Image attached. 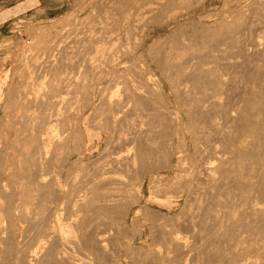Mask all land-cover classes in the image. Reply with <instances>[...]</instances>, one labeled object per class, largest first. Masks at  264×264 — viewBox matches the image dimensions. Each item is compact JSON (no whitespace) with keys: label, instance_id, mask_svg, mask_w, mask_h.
I'll return each instance as SVG.
<instances>
[{"label":"bare ground","instance_id":"bare-ground-1","mask_svg":"<svg viewBox=\"0 0 264 264\" xmlns=\"http://www.w3.org/2000/svg\"><path fill=\"white\" fill-rule=\"evenodd\" d=\"M205 1L207 0H94V2L92 3L94 5V8H96L99 11L100 13L99 21L100 20L101 21L100 23L99 22L97 23L98 25L96 24L97 25L96 27L91 25L92 27H95V28H92V29L90 28V30L92 31L90 32V34L88 33L89 36L86 39L85 37L84 38L81 37L83 39V44L85 45L84 48L86 47L91 48V49L95 48L96 49L95 51L99 52L100 44L104 42L108 43V42L114 41V43L110 44L111 47H109L110 50H114L116 48L115 46L118 43L117 41L120 40L121 36L127 34V38L130 39V42L132 44L131 48L133 49L134 52H136V49L138 51L140 44L145 42L144 40L146 39V37L143 40L142 34L146 30V28L150 27L152 24H154V22L159 21L161 23V26H164L167 23L169 24V22L180 19L184 17L187 13H190V10L188 9L192 8L195 3H201L202 5H204L203 3ZM226 1L229 2V0H226ZM225 2H224L223 7L228 6ZM225 10L226 11H224V15L220 17L219 19H217L212 24L210 23V25L202 24V22L200 25L199 24L198 25L197 24L187 25L188 23L185 25L183 24L179 27V29H177V32L174 31L175 37L174 38L172 37L173 39L171 38L170 40L171 42H169L168 44H166V42H168L167 40L165 41V45L158 46V44H156L157 41L156 43L154 42V45L153 43L151 44L152 46H150V49L148 51L150 58L152 59V62L156 65V67L165 76L167 84L169 86V90L175 99L176 106L174 107L173 110L171 109V111L167 110L169 113L165 111L168 106L166 107V109L164 108L165 109L164 110L161 106L155 107L154 105H151L149 98H147L148 94L145 95L142 91H139L137 89L139 88V86L137 85H136L137 88H135L136 86L133 85L135 81L132 84V82H130L129 79L128 81L131 84H129L128 81H125L127 85L126 87L124 86L125 91H123L125 93L124 101L122 99H113L112 97H109L108 95L109 98H103L104 100H101L103 101V103L100 102L101 105L98 103L100 106H102L101 108L98 106V109L100 108L99 110L97 109L98 117L100 116L99 118L104 119L106 123L105 125L104 123L102 124L103 126H105L103 127L104 128L103 130L106 131L108 129L106 131L107 133L105 134L108 135V131L110 132L109 128L106 127L109 125H111V127L114 125V130L117 127H120L121 129L124 128L125 130L124 135H117L118 138H114L115 141L113 140L114 146L112 147V149L114 148L116 150L115 151L116 157L111 159L109 163L107 164L102 163V162L101 163L97 162V164H101L98 168L101 174L98 171L97 172L99 173L100 177L103 178V181L101 182L102 184H100L99 183L100 181H99L98 183L97 182L96 183L100 185H96L95 183L96 185V186L94 185L95 187L88 188V191L89 189H91V192H92V196L91 195L89 196L90 198L86 194L87 190L84 189L85 190V191L83 190L84 197L81 199L82 204L81 202H79L81 206L77 205L78 207L80 206V209L84 213L85 211L89 213L92 212L91 214H94L98 222L100 220V223H101L102 222L101 220L103 219L105 222L104 223L102 222V223L105 226H108L107 228L111 229L112 232H115L112 238L108 236L109 237L108 239L111 241L110 243L107 242L106 240L107 238L102 237L103 234H105L104 232L107 230V228L102 227L101 225L103 224L101 223L100 224L101 228L100 226L99 228L101 230L102 229L104 230V228L106 229L105 231L102 230L103 232H100L102 233V236L100 237L97 236L94 238L91 236L92 234L90 233L92 231L91 228L95 230L96 233L94 236H96L97 231H99L97 227L99 224L96 225L97 223L93 224L94 222L89 221L88 219H84L86 221H89L90 224L92 223L93 225H95L96 228L98 229L96 231L93 225H92L93 227L91 225H90L91 227H89L91 229L89 232L90 233L89 236H91L92 239L94 238V241H95V243L93 241V244H95L94 247L93 248L91 247V248L93 250L96 247L95 249L98 252V253L96 252V255L99 254L102 257L103 256L107 257V259L104 262H106L107 260L109 262L110 261L109 258L110 256L112 257V255L113 257L116 255H119L118 258L122 259V256H120L119 253L116 254L118 252V249H116L117 251L115 250L116 252L113 251V254H111L112 252L110 249L111 246L110 248L107 247L106 246L107 244L104 242L106 241L108 244L113 243L114 246L116 245L118 246V244L116 243L117 242L119 243V241L122 240L120 239V237H123L124 235H122V233L125 232L124 230H123L124 232L122 231L123 228L121 229V227L123 226V223L120 222V219H122V222L124 221L127 222L126 220L133 217L134 221L133 223L132 222L131 223L134 224L135 222L136 224H138L137 223L138 219L141 220L139 218L140 216L138 217L137 215L139 211L135 214L133 213V211L136 205L139 207H142L143 198L144 196L146 197V195H144L146 183L150 185V188L153 187V190H154L153 193L155 194V196H157L156 194H158L159 191L156 193L157 190H155L156 188L154 187H159L160 186L159 184L163 183L162 181L165 180V178H166L165 181H169L171 178H173V180L168 182V184L170 185V183L173 182L172 187L173 188L175 187L174 191L170 186L169 187L172 189L170 192H168L169 191L168 186L163 190L161 188L160 191L165 194L171 193L172 196L173 194H175V196L177 194H180V195L183 194V196L186 197L185 204L187 203L184 206H187V205L189 206L188 208L184 207L183 211L186 209L188 210H186L187 211L186 213H181L182 215L178 212L182 216L180 217V215L177 214L180 217L178 219H177L178 216L174 215V219L175 220L177 219L176 222L172 221L170 217V220H171V222H169L170 224H168L167 219L165 220L167 222V223L165 222L166 223L165 224V223H161V222H164V219L166 218V217L164 219L162 218L163 215L160 214L162 212L157 211V214H155L156 211H152L153 208L150 209L149 206L144 205L143 207L145 206L148 207L145 209L144 214H146V212L148 211L147 213L148 215L149 210H151L153 212L152 213L153 215H156L157 217L160 215L162 216L160 217L162 218L163 221H160L161 219L160 220L158 219L160 223L159 222L154 223L155 218L152 219L153 221H149L151 217L153 216L150 213L152 216L149 214L150 219L148 220V222L150 223L147 224V226H149V229L151 228L150 233L152 232V230H154L155 232L159 234L160 237L164 239L162 240L165 242L160 241L161 238L156 237V235L158 236V234L155 235L153 231L155 238L157 239L159 238V243L158 244L155 243L158 240H154L155 242L151 241L152 243H154L152 245L153 246L155 244L156 246L159 245L160 248H163V250L157 251L159 248L158 246H157L158 248H155L157 249L156 252L152 254L150 253H151V250L153 249L151 250L149 249L150 251L147 249V251L149 252H146V250H144L146 253V254L144 253L145 257H141V255H143L142 252H144L143 249H145L144 247L140 248V247H137L138 245L135 247L132 245H129V246L139 249V252L142 251L141 252L142 254H141V253H138L137 249H135L137 251L135 252L133 248V251L135 252L134 255L136 254V256L134 257L135 258L134 260H138L137 262L134 261V263L136 264H187L188 261L187 262L185 261L187 259L186 256H188V253L190 252L192 254V251L194 249H190V248L195 247V244L194 245L192 244L193 246H190V248L187 245L189 250L188 251L187 249L185 250L186 246L184 244L186 243V241H183L185 242L183 243L181 241L182 239L181 240L179 239L180 236H178L182 232L181 230L182 227H184L182 228L183 231L185 230L186 227L187 229L189 228L188 231L191 229L195 231L194 232L195 234L193 233V231H191L197 237V238L196 237L194 238L200 239V241L203 242V244H201L199 240L197 241H199L201 245H204L203 247L201 246L202 247L201 249H199L197 245L199 242L195 241L197 245L196 248L198 249V251L196 250L198 256L200 254L201 255L203 254V256L200 255L199 259H201V257L206 256L205 259L203 258L202 260L206 261V263L208 262L209 264H211L210 263L211 261L209 259H212L213 263H216L217 261L219 262L220 260L221 261L224 260L222 264L225 263V261H227L229 264H238V262L241 261L242 259L241 252L243 251H244V253H242L243 256L244 254L245 256L251 255L249 252L254 253L255 251V253L252 254L251 256L252 258L254 257L253 255L255 254L257 255L259 254V252H261V254L264 253V247H263L264 245L261 246L263 247L261 248L260 247L261 244L260 245L256 244L258 240L260 239L261 241L262 239L264 240V0H238L234 6L230 8L228 7ZM84 33H86V31H84ZM86 35L87 33L84 36ZM122 40H121V43L119 44H122ZM50 42L46 43L45 46L41 48L38 47L40 51H44L45 55L52 54L53 53L52 51L58 48L55 45L56 43H50ZM115 42H117L116 45H115ZM125 54L130 55L129 52L126 53V51H125ZM39 55H36V56H39ZM66 55L67 54H65L64 56ZM121 58L123 57L121 56ZM120 59L119 58L117 59V57L116 58L112 57L108 60L105 59L107 61L105 63V67L108 66L107 68L109 69L111 64L112 65H115L116 63L118 64V62H120ZM140 59H138V61ZM85 60L87 59L85 58ZM61 61H58V62H61ZM62 62L59 64L61 65ZM54 63H52L51 61H47L45 63H39L37 59H34L33 64L36 66V69L37 68L39 70L46 69L47 71L54 73L56 66L58 64L56 63V65H54ZM91 63H94V62H91ZM131 63H129L131 65L130 67L133 68L132 65H135V64H131ZM58 66H57L56 71L60 69V67ZM61 67H62L61 69H64L63 66ZM91 67L93 66L91 65ZM29 68H31L30 65H29ZM88 69H92V68H88ZM137 69H138V72L136 74ZM26 70L30 71V69H26ZM32 70H33V67L31 68V71ZM139 70H140L139 67H137L136 69H132L133 73H135L136 76L137 75L139 76L142 73V72L140 73ZM86 71H89V70H86ZM125 71L123 72V69H121V73L123 72L122 75L125 74V76H127ZM49 72H48V75H50ZM131 72H129L130 75H131ZM31 73L32 72H30V74ZM61 73H64V72H61ZM121 73L119 71V74ZM57 74L59 76L60 73H57ZM117 74H118V71H117ZM118 75H117V78L122 76L120 75L118 77ZM60 76L59 78H57V76L55 77L53 76L55 79L54 78L52 79L53 84L51 82L52 86L50 85L52 90L51 88H50L51 91L48 89L50 93L49 94L46 93L47 95L44 93L46 96L43 94L44 97L42 98L41 96L39 97L38 95L31 93L30 91L26 92L23 90L22 92H19L18 96L16 95L18 98H20V99H16V101L17 100H21V101H17V102L15 101V103L26 102V104L30 105L31 111L37 109L38 113H40V117L37 118V120L38 119L40 120L38 121L40 126L37 124V121H35V125L36 126L38 125L37 126L38 129L35 128L36 126H34V130L37 131V133L35 132V134L37 135H32L33 133L31 134L29 133L31 132L30 131V123H31L30 120L32 119L31 112H30L31 115L28 118H26L29 121L24 119V120H21L20 122V119L19 120L17 119L16 123L12 121L15 124H12V122L10 121L12 125L8 126L7 129H8V134L11 132L15 134L13 138V142H12L13 152L10 151L9 148L4 147V149L2 150L0 147V264H70L66 261L68 259H64L63 256H61V252L63 251L60 249L58 250L60 251L59 253L56 250L57 248V244L55 242L56 237L54 236V233H53L54 229L50 225L52 221H53L52 223H55L54 220H52L54 219L52 217L55 214L54 212L52 213L54 215L51 214V211H52L51 209L53 208V206L52 208L51 207L49 208V206H51L50 202H52L53 204V201H54L53 199L56 198L54 197V195L55 193H57L58 190L56 191L55 190L56 187H55L54 190L56 192L53 193L54 190L52 188L53 186H55L54 182H51L53 183V185L50 184L49 182L55 181V180L53 179L54 177H51L53 179L52 180L51 178H49V175H48V178L51 179L48 182L46 175L50 174L49 172L51 170L48 173H46L48 169L47 170L45 169L46 165L51 160V159L49 160V158H51V156L53 155L54 157H53V160H51V162L54 161L53 162L55 163L54 165L57 164V166L59 165L58 164L59 162H62V165L63 164L66 165L68 163L70 164L73 160V157L75 156V153H72L74 151H71L70 149L71 147L69 148L70 149L69 150L67 146V144L69 145V143L73 142L72 140H74L72 138L73 131L71 132V130L68 129V132H71L72 136H70V133H67V135L69 134V136L68 137L65 136L66 139L64 138V140H61V142L65 141V143H67L64 146L68 150H66L63 147L64 142L62 143V148L65 149V153L68 151L67 154L64 153L63 156L60 155V153L63 154V152H60L61 151L60 149L61 146H60V148L59 147L56 148L55 154L48 157L50 145L51 143H53L52 139L55 133L54 124L58 123L63 118V116L60 115L59 113L60 109L57 108V103H60V102H57V100H60V99H57L58 97L57 94L61 92L60 89H63L62 88L63 85H61L62 80ZM73 76L75 75L73 74ZM125 76L123 77L125 78ZM117 78H114V79L116 80ZM117 80H120V79H117ZM1 81L3 80L1 79ZM47 84H50V83L48 82ZM116 84L118 85V81ZM87 87H89V85ZM141 89L143 90L144 88H141ZM12 93L14 92L11 91V95H13ZM103 93L105 94V91L102 92L100 96ZM90 94L92 95V93ZM155 94L156 93H154V95ZM86 95L88 96L87 93ZM149 95H150V92H149ZM3 96L4 94L2 95V97ZM102 97H105V96H102ZM77 98L79 97L77 96ZM21 103L19 104L20 106H21ZM80 104H81V101H80ZM132 104H134V106ZM138 105L139 107L141 106L142 108L144 107L145 111L147 110L150 111V113H147L148 111L144 112V115L145 113L150 114V119L148 118L149 117L148 115L144 116L143 113L140 114L144 116L142 117L143 119L148 116L147 122L148 120L149 122L148 123L145 122V124L143 123L144 125L147 124L146 126L144 125L143 126L145 128L148 127L149 130L148 128L147 130L145 129L144 130L149 132L150 128L151 130L157 128L156 131L155 130L153 131V133L157 132L156 135H158V137L151 138L152 135L153 137H155V134H152L150 138H148L149 136L147 135V133L144 132V130L142 131L139 128V125L137 123H139L140 120H141V123L144 121H142L143 119H141V116L139 120L138 119L139 117L136 116L135 112L140 113V112H143L144 110L141 111V108L136 107ZM133 107H136L138 111H136V108H133ZM13 108H16V107H13ZM79 109L80 108L77 107V110ZM35 111H32V112H35ZM94 113L96 114V112ZM99 114H102L106 118H101L102 115H99ZM60 116H62V118ZM8 118L10 119V117ZM21 118L23 117L21 116ZM136 118L138 119L139 122L137 121ZM100 119H98V121H101ZM17 121H19V123H17ZM90 121H93V120H90ZM10 122L8 123L10 124ZM74 123H72V125ZM2 128L3 127L1 126V129ZM125 128H127V130ZM3 130L4 129H2V131ZM114 130H111V131L115 132ZM157 130H159V133ZM62 131L63 129L61 130L62 135L66 134L67 132V131H63V132ZM116 132H118V130H116ZM121 132L123 133V131ZM74 133H75V130H74ZM140 133L141 134L146 133V135H141ZM0 134H2V132ZM3 134L5 135L4 132ZM148 134H151V131ZM87 135L85 136L83 133L80 136L76 135L78 136L77 139L75 138V136L73 137L75 138V140L79 139L78 141H81V140H86L88 138ZM107 135H106L107 140L110 137L115 136L114 133H111L112 136L108 135L109 138ZM5 137H6L5 139H8L7 136ZM107 140L106 142H109L111 139H109V141ZM78 141L77 143L79 145L78 146V149H79L80 146H82L84 141L82 142L81 145ZM75 142L76 141H74L73 145L70 144V146L72 147L75 146ZM98 142L96 143V145L94 143H91L90 145H86V146L85 144H83L86 148L84 147L83 148L84 150L80 149L81 150L80 155L86 156V154L88 153L90 154L93 153V150L96 148L97 144H99ZM54 143L57 144L58 146L60 145L59 141H58L59 144L56 143V141ZM108 145L110 148V146H112L113 144L110 141ZM55 147L56 146L54 145V148ZM78 149L76 148V151ZM51 151H50L51 153H54L53 150ZM58 151L60 153H58ZM122 152H125V153L122 154ZM77 153L79 154V152ZM108 154L109 153H107V155ZM78 158L81 160L85 159V158L83 159L80 157ZM103 158L105 157L103 156ZM78 161L75 162V164L80 162ZM80 163L77 166L79 168H80ZM85 163L84 164L82 163V166H84ZM71 166L72 167L68 169L70 171L69 173L71 174H75L78 170H81V168L79 169L76 166H73L72 164ZM50 167L49 169L52 168ZM56 167H53L54 169H56V172L59 170L58 168L60 167L63 168L62 166L57 167V168ZM75 167L77 170L73 169ZM120 167L121 168L124 167L125 169H127L129 174L131 172L133 175H135V176L132 175L133 176L132 180L134 179V182H135L133 183L135 184L134 189H133L135 190V193L133 192L132 193L133 195L135 194L136 196V198H134L135 200L133 201L131 200L135 196L132 197V193H131L132 184H130L131 182L126 183L127 181L122 180L123 177L120 179L119 177L111 176L115 172L116 169L119 168L118 171H120ZM173 169H179L178 176L174 175L173 177H171L172 175L169 176L171 174L170 173L168 175L169 177H171L169 180H168V177H165L162 181H159V174H161L163 171L172 172ZM68 170H67V175L69 174ZM112 170L114 171L112 172ZM71 171H73L74 173H72ZM91 172L92 171H90V173ZM174 172L175 170L173 171V174H175ZM60 173H63V171ZM54 175L55 174H53L52 176ZM89 175L91 176V174ZM94 175H95V178L99 179V177H96L97 174H94ZM70 176L73 177V175H70ZM70 176H69V179H72L70 178ZM60 177H62V174ZM83 178L84 177H82V179ZM87 179H88V176L86 180ZM90 180L91 182H93L92 179ZM85 181L83 179V182ZM163 184L167 185L166 182H164ZM50 185L52 186L50 187ZM87 187L89 186H86L85 188ZM72 190H73V187H72ZM59 191L58 193L61 192ZM79 191L77 192L80 193L81 191L80 192ZM69 192L70 191L66 193L68 194ZM72 193H69V195H66V196L70 197V194L72 195ZM74 193H76V191ZM162 193L159 192L158 195L160 194L162 195ZM73 195L71 196L72 198L70 197L71 199L68 197L72 201V203L73 201H75V199H73L74 197L77 198V200L79 198V197H76L77 195L76 196L75 195L73 196ZM79 195L80 194H78V196ZM130 195L131 197H129ZM57 196H58L57 198H59L60 195H57ZM172 196L171 198L175 199L174 196L173 197ZM128 197L131 198V200L130 199L129 200L133 202L132 204L128 203L129 202ZM152 197L154 198V196ZM51 199L53 201H51ZM154 199H156V197ZM60 200H59V204H56L55 207L56 206L59 207L58 205H60L61 203ZM66 205H68V202L66 203ZM66 205L65 206L63 205L62 208L67 207ZM73 206L74 205H72V207ZM73 209H76L77 211V207ZM73 212L74 214L72 216H75L76 214L75 210H73ZM80 213L81 212H79V214ZM91 214L89 215L86 214V215H88V218L90 217V220L91 219L93 220V218H91L90 216ZM168 215H169V212H168ZM49 216H52V217L49 218ZM70 217H71V213H70ZM83 217H84V214H83ZM144 217H146L145 219L149 218L146 215ZM144 217L141 216V218H144ZM67 218L69 219V217ZM95 218L94 220H96ZM155 220H157V218ZM125 222H124V227H126ZM139 222L141 223L142 221H139ZM83 223L81 224L82 227L83 225H85V222ZM143 224L142 225L139 224L138 226L140 225L143 226ZM85 226L88 227L89 225L88 226L85 225ZM57 227H59L58 224H57ZM144 227L147 228L146 226H143L141 228H144ZM177 228H180L179 230L180 233ZM197 229L199 230V232ZM188 231H187V234L189 233ZM107 232H106V235H107ZM140 232L142 233V231ZM182 234L180 235L182 236ZM111 235L112 234H110V236ZM141 236L139 235V237ZM150 236L152 238L154 237L151 234ZM57 237L59 238V236ZM128 237H130V234L129 236L125 238H128ZM102 238H104L105 241ZM253 238H256V240L258 239L257 241H255L256 243L254 242L255 243L254 246L258 245L260 248L258 247L254 248V246L252 247V245L249 243ZM135 239H136V236H135ZM131 240L132 239H130V241ZM160 242L165 243L164 246H161L163 244L160 245ZM263 242L264 241H262V243ZM47 243H50L51 246H49L48 244L49 247H47L46 246ZM57 243H58V239H57ZM87 243H89V241H87ZM87 243L86 245L89 247L91 244L90 243L87 244ZM125 243L127 242L125 241ZM120 244H124V243L121 242ZM131 244H133V242ZM66 245L67 244H65V246ZM83 245L84 244H82V246ZM113 245H112V248H113ZM58 246H59L58 248H60V245ZM76 246L77 247L80 246L78 247V249L82 247L81 244L77 245V243H76ZM123 247H125L126 250L128 251H130L129 248H131V251H132V247H128V246L127 247L123 246ZM82 248L80 249L81 251H82ZM89 248H87V250H91ZM107 248L110 249L111 251L110 253L107 251ZM92 250H91V253H93L94 251ZM64 251H66L65 248H64ZM194 252L192 254L194 255V257L192 255H191L192 257L190 256L189 257L192 259L193 258L197 259L198 257L197 258L195 257V255L197 256V254ZM83 253L85 255V252ZM137 253L140 254L139 256L140 258H138ZM148 253L150 255H147ZM127 254L128 253H126V255ZM131 254H133V252ZM96 255H94L95 258H102L99 255L96 257ZM134 255H129V256L130 258H133ZM129 256H126V257H129ZM91 257L93 258V256L88 257L89 260L91 259ZM261 257L262 258L260 259L263 260L264 255H262ZM65 258H69V257H65ZM206 258L208 259L206 260ZM96 260H99V259H96ZM123 260L124 259L120 261H123ZM243 260H244V257H243ZM253 260L254 258L252 259V261ZM77 261L78 260H76V262ZM102 261L103 260H99V263ZM120 261L119 263H121ZM252 261L250 264H253ZM84 262L79 263L78 261L79 264L89 263V262L87 263H84ZM104 262L100 264H103ZM117 262L118 261L116 258L115 264H117ZM243 262L245 263V260ZM191 263L192 262H190L189 264ZM193 263H194V260H193ZM203 263L204 262H202V264ZM254 263H256V261ZM109 264H113V263L109 262ZM259 264H261L260 260H259Z\"/></svg>","mask_w":264,"mask_h":264},{"label":"rangeland","instance_id":"rangeland-1","mask_svg":"<svg viewBox=\"0 0 264 264\" xmlns=\"http://www.w3.org/2000/svg\"><path fill=\"white\" fill-rule=\"evenodd\" d=\"M226 0H207V1H205L203 4L204 5H202L201 3H195L194 5H193V7L192 8H190V9H188V10H190V13H187L184 17H182V18H180V19H177V20H175V21H171V22H169V24L167 23L166 25H164V26H161V23L159 22V21H157V22H154V24H152L150 27H148V28H146V30L144 31V33L141 35L142 36V38H143V40L145 39V37H146V39L144 40L145 42H143V43H141L140 44V46H139V48H138V51H137V49H136V52H134L133 51V49L131 48V46H132V44H131V42H130V39H128L127 38V34H125V35H123V36H121V38H120V40L119 41H117V42H115V45H116V43H117V45L115 46L116 48V50L114 49V50H110V48L109 47H111V45L110 44H112V43H114V41L113 42H108V43H106V42H104V43H102V44H100L99 46H100V51L99 52H96L95 50V48H93V49H91V48H88V47H86V48H84L85 47V45L83 44V39L81 38V37H85V39L89 36V34H90V32L92 31V30H90V28L92 29V28H95L98 24V22L100 23V21H99V18H100V13H99V11L96 9V8H94V5H93V3L92 2H94V0H0V133L2 132V134H0V147H1V149L3 150L4 149V147H6V148H9L10 149V151H12L13 152V150H12V148H13V138H14V136H15V134L14 133H9L8 134V129H7V127L8 126H11L12 124H15L16 123V120L18 119H20V122H21V120H24V119H26V118H28L30 115H31V113H32V119L30 120L31 121V123H30V131L31 132H29V130H28V132L31 134V133H33L32 135H37V134H35V132L37 133V131H35L34 130V126H36L35 125V121H37V124L40 126V124L38 123V121H40L39 119L37 120V118H39L40 117V113H38V111H37V109H35L36 111H37V113H36V111L35 110H32V111H35V112H32L31 111V109H30V105L29 104H26V102H23V103H21V106L19 105L20 103L18 102V103H15V101H16V99H20V98H18L17 96H18V94H19V92H22V90L23 91H26V92H31V93H34L35 95H38L39 97L41 96V98L42 97H44V95L47 93V94H49L50 93V91L52 90V88L50 87V85H51V82L53 81L52 79L55 77V76H57V78H59V76H60V78H61V80H62V82H61V85H63V89H60L61 90V92H59L57 95H58V97H57V99H60V100H57V102H60V103H57V108L58 109H60L59 110V113H60V115H62L63 116V118H62V116H60L61 118H62V120H60L58 123H55L54 124V129H55V133H54V136H53V139H52V142L53 143H51V145H50V150H49V155H48V157L49 156H51V155H53V154H55V151H56V148H60V146H61V151L60 152H63V154L62 153H60L59 151H58V153H60V155H64V153H65V149L66 150H68L70 147V149H71V151H74V152H72V153H75V156L73 157V160H72V162L69 164H63L62 165V162H59L58 164V166H57V164L56 165H54L55 163H53L54 161H52L51 162V160H53V157H54V155L53 156H51V158H49V160H50V162L46 165V167H48V168H46L45 167V169L47 170V172L46 173H48L50 170L53 172H49L50 174H47L46 175V178L48 179V182H49V180H51L52 178L51 177H54L53 179L55 180V181H50L49 183L50 184H52L53 185V183H51V182H54V185L55 186H53V190L55 189V187H56V191L58 190H60L59 192L60 193H58V191H57V193H55V195L57 194V195H60L59 196V198H57L58 196L56 195H54V197H56L55 199H51V201H53V204H52V202H50V205L51 206H49V204H48V206H49V208L51 207L52 208V206H53V208L51 209L52 211H51V214L54 212V214H52V215H54L53 217L52 216H49V218H54V219H52V220H54V222L55 223H52L51 222V226L53 227V229L55 230H53V233H54V236L56 237L55 238V242H56V244H57V248H56V250L58 251V250H62L63 252H61V256H63V258L64 259H70L69 261L68 260H66L68 263H70V264H74V263H78V261H79V263H83L84 261V263H87V262H89L88 264H100V263H102V262H104L106 259H107V257H102L101 255H99L100 257H102V258H95L94 257V255H96V252H97V250L95 249H93L92 250V248L94 247V245L95 244H93V241H94V238L95 237H97V236H102V233H100V232H103V231H105V229L108 227V226H105L103 223L105 222L103 219L101 220L102 222V224L103 225H101L102 227H106V228H104V230L102 231L100 228H101V226H100V220H99V222H98V220L95 218V216H94V214H91L92 212H86L85 211V213L86 214H91L90 216H91V218H93V220L91 219L90 220V217L88 218V215H86L84 212H82V210L80 209V203L79 202H81V204H82V201H81V199L84 197V192H83V190L85 189V190H87L86 192V194H87V196L89 197L90 195L92 196V192H91V189H89V191H88V188H93V187H95L96 185H100V184H102L101 182L103 181V178H101L100 177V175H99V170H98V168H99V166L101 165V164H97V162L99 163H105V164H107V163H109V161L111 160V159H113L114 157H116V150L114 149H112V147L114 146V141H115V139L114 138H118V136L117 135H124V133H125V130H124V128H120V127H117V128H115V130H114V125L111 127V125H109L110 127H111V129H110V127L109 126H106V127H108L109 128V130H110V132L111 133H114V135L115 136H112L111 135V133L108 131V135H109V133H110V135L109 136H112L113 137V139H112V137H110L109 138V136L107 135V134H105V133H107L106 131L108 130H106V131H104L103 129V127H105V126H103L102 124L104 123V125L106 124L105 123V121H104V119H100L99 117H98V112H97V109H98V106L101 108L102 106H100L101 105V103H103V101H101V100H104L103 98H109V97H112L113 99H122L123 101H124V92L123 91H125V87H126V82L125 81H128V79L130 80V82H132V84H133V82H134V84L133 85H137V86H139V88H137V86L135 87V88H137L139 91H142L145 95L146 94H148V96H147V98H149V100H150V104L151 105H154L155 107L156 106H158V107H162L163 109L165 108L166 109V107L168 106H170L169 108L167 107V109L165 110V111H167V110H170L171 111V109L173 110L174 109V107L176 106L175 105V99H174V97H173V95H172V93L170 92V90H169V86H168V84H167V81H166V78H165V76L163 75V73H161V71L156 67V65L152 62V59L150 58V55H149V49H150V46H152L151 44L153 43V45H154V42L156 43V41H157V43L156 44H158V46H160V45H165V41L167 40L168 42H166V44H168L169 42H171L170 40H171V38L173 37H175V33H174V31L175 32H177V29H179V27L181 26V25H185V24H187V25H200L201 24V22H202V24H208V25H210V23L212 24L213 22H215L217 19H219L220 17H222L223 15H224V11H226L225 9H227L228 7L230 8V7H232V6H234L235 5V3H237V1L236 0H229V2L228 1H226ZM236 1V2H235ZM224 2L228 5L227 7H223L224 6ZM232 3H234V4H232ZM206 6V7H205ZM223 8H225V9H223ZM187 12H189V11H187ZM72 17V18H71ZM84 18V19H83ZM74 19V20H73ZM71 21V22H70ZM178 22V23H177ZM97 24V25H96ZM78 25H79V27H78ZM95 26V27H92V26ZM161 26V27H160ZM78 28V29H77ZM165 28V29H164ZM69 29V30H68ZM86 29V30H85ZM94 30V29H93ZM65 32V33H63V32ZM67 31V32H66ZM84 31H86V33H87V35L86 36H84L86 33H84ZM89 31V32H88ZM69 32H71V33H69ZM84 33V34H83ZM89 33V34H88ZM70 34H72V35H70ZM80 34V35H79ZM64 35V36H63ZM145 35V36H144ZM45 36H47V37H45ZM68 36V37H67ZM65 37V38H64ZM67 37V38H66ZM71 37V38H70ZM60 38V39H59ZM172 38V39H173ZM67 39V40H66ZM82 39V40H81ZM123 39V40H122ZM165 39V40H164ZM33 40V41H32ZM65 41V42H63V41ZM68 40H69V42H68ZM121 40H122V44H119V43H121ZM51 41V42H50ZM54 41V42H53ZM124 41V42H123ZM164 41V42H163ZM48 42H50V43H56L55 45H56V47H58V48H56L55 50H53L52 52V54H50V55H45V53H44V51H40V49H38V47L39 48H41V47H43V46H45V44L46 43H48ZM163 42V43H162ZM38 44V45H36V44ZM66 43V44H65ZM124 43V44H123ZM43 44V45H42ZM63 44V45H62ZM72 44V45H71ZM67 45V46H66ZM71 45V46H70ZM33 46V47H32ZM60 46V47H59ZM155 46H157V45H155ZM60 48V49H59ZM70 48V49H69ZM120 48V49H119ZM35 51H34V50ZM64 49V50H63ZM81 51H80V50ZM63 50V51H62ZM25 51V52H24ZM32 51H33V53H32ZM38 51V52H37ZM92 51V52H91ZM124 53H123V52ZM125 51H126V53L127 52H129V54L130 55H127V54H125ZM30 52V53H29ZM64 52H66V53H64ZM92 54H91V53ZM25 53V54H24ZM42 53V54H41ZM122 53V54H121ZM28 54V55H27ZM30 54V55H29ZM34 54V55H33ZM40 54V55H39ZM61 54V55H60ZM65 54H67L66 56H64ZM125 54V55H124ZM36 55H39V56H36ZM60 55V56H59ZM102 55V56H101ZM136 55V56H135ZM52 56V57H51ZM57 56V57H56ZM62 56V57H61ZM71 56V57H70ZM77 56V57H76ZM81 56V57H80ZM106 56V57H105ZM121 56L123 57V58H121ZM128 56V57H127ZM141 58H139V57ZM27 57V58H26ZM34 57V58H33ZM40 57V58H39ZM44 57V58H43ZM112 57H114V58H116L117 57V59L119 58H121L120 59V62H118V64L116 63L115 65H110V67H109V69L107 68L108 66H106L105 67V63L107 62L105 59H110V58H112ZM134 57V58H133ZM57 58V59H56ZM64 58V59H63ZM65 58H67V59H65ZM69 58V59H68ZM85 58L87 59V60H85ZM138 58V59H140L139 61H138V59L136 60V59ZM150 58V59H149ZM34 59H37V61H39V63H45V62H47V61H51L52 63H54V65H56V63H58L57 64V66L58 67H60V69L62 68L61 66H63V68L64 69H58L57 71H56V69H57V66H56V69H55V71H54V73L53 72H49V71H47L46 69H44V70H39L38 68L36 69V66L33 64L34 63ZM46 59V60H45ZM57 61H56V60ZM59 59V60H58ZM135 60V62H137V63H135L134 62V60ZM25 62H24V61ZM32 60V61H31ZM63 62H62V61ZM64 60H65V62H64ZM70 62V64H69V62ZM81 60V61H80ZM96 60V61H95ZM131 60V61H130ZM54 61V62H53ZM58 61H61L62 62V64L60 65L59 63H61V62H58ZM134 63H133V62ZM146 63H145V62ZM151 61V62H150ZM31 62H32V64H31ZM85 62V63H84ZM91 62H94V63H91ZM132 62V63H131ZM27 63V64H26ZM29 63V64H28ZM129 63H131V64H135V65H132L133 66V68L132 67H130L131 65L129 64ZM153 63V64H152ZM129 64V65H128ZM138 64V65H137ZM28 65V66H27ZM29 65L31 66V68L33 67V70L31 71V68H29ZM67 65V66H66ZM70 65V66H69ZM91 65L93 66V67H91ZM95 65V66H94ZM136 65H137V67H139V71H140V73L142 72L143 73V75H142V73L140 74V73H138V74H140L138 77L135 75V73H133V71H132V69H136L137 67H136ZM135 66V67H134ZM94 68L93 69V71H92V69H88V68ZM95 67H96V69L98 70H96L95 69ZM141 67V68H140ZM34 68H35V70H34ZM86 68V69H85ZM100 68H102V69H100ZM107 68V69H106ZM132 68V69H131ZM26 69H30V71H27ZM75 69V70H74ZM119 69V70H118ZM121 69H123V72L125 71L126 72V75L127 76H125V74L124 75H122L123 74V72L121 73ZM125 69V70H124ZM142 69V70H141ZM60 70V71H59ZM67 70V71H66ZM79 72H78V71ZM86 70H89V71H86ZM103 70V71H102ZM73 71V72H72ZM75 71V72H74ZM84 71V72H83ZM91 71V72H90ZM94 71H95V73H94ZM115 71H116V73H115ZM117 71H118V74H119V71H120V73L121 74H117ZM132 71V72H131ZM149 71H151V72H149ZM30 72H32L31 74H30ZM35 74H34V73ZM48 72H49V74L50 75H48ZM55 72H56V74L57 73H60L59 74V76H58V74L56 75L55 74ZM61 72H64V73H61ZM129 72H131V75H130V73ZM137 72H138V69H137V71H136V74H137ZM79 73V74H78ZM86 73V74H85ZM47 74V75H46ZM54 74V75H53ZM62 74H63V76H62ZM65 74H67V75H65ZM73 74L76 76V78H75V76H73ZM82 74V75H81ZM85 74V75H84ZM133 74V75H132ZM153 74V75H152ZM11 75V76H10ZM37 75H38V77H37ZM52 75V76H51ZM65 75V76H64ZM70 75V76H69ZM90 75V76H89ZM101 75V76H100ZM117 75H118V77L120 76V75H122V76H120L121 78L123 77V76H125V78L123 77L122 79L119 77V78H117ZM54 76V77H53ZM69 76V77H68ZM83 76V77H82ZM87 76V77H86ZM89 76V77H88ZM92 76V77H91ZM67 77V78H66ZM23 78V79H22ZM28 78V79H27ZM42 78H44V79H42ZM51 80H50V79ZM69 78H71V79H69ZM75 78V79H74ZM83 78V79H82ZM88 78V79H87ZM93 78V79H92ZM114 78H117V79H120V80H115ZM140 78V79H139ZM1 79L3 80V81H1ZM55 79V78H54ZM69 79V80H68ZM82 79V80H81ZM126 79V80H125ZM67 80V81H66ZM73 80V81H72ZM83 80H85V81H83ZM93 80V81H92ZM165 80V81H164ZM30 81H31V83H30ZM69 81V82H68ZM90 81V82H89ZM92 81V82H91ZM117 81H118V85L116 84L117 83ZM50 83V84H47V83ZM86 82V83H85ZM88 82V83H87ZM129 81H128V83L129 84H131ZM139 82V83H138ZM29 83V84H28ZM67 83H68V85H67ZM81 83V84H80ZM90 83V84H89ZM52 84H53V82H52ZM110 84V85H109ZM49 87H48V86ZM70 85V86H69ZM75 85V86H74ZM76 85H78V86H76ZM83 85V86H82ZM89 85V87H87ZM98 85V86H97ZM114 85V86H113ZM116 85V86H115ZM141 85V86H140ZM161 85V86H160ZM11 86V87H10ZM52 86V85H51ZM93 86V87H92ZM111 86V87H110ZM125 86V87H124ZM82 87V88H81ZM86 89H85V88ZM92 87V88H91ZM153 87V88H152ZM14 88V89H13ZM21 88V89H20ZM27 88V89H26ZM50 88H51V90H50ZM65 88V89H64ZM67 88V89H66ZM73 88H75V89H73ZM141 88H144L143 90L141 89ZM50 91H49V90ZM70 89V90H69ZM93 89V90H92ZM96 89V90H95ZM103 89V90H102ZM108 89V90H107ZM112 89H114V90H112ZM124 89V90H123ZM147 92H145V91ZM153 90V91H152ZM156 90V91H155ZM5 91V92H4ZM11 91H13L14 93H12L13 95H11ZM18 91V92H17ZM47 91V92H46ZM49 91V92H48ZM63 91V92H62ZM69 91V92H68ZM72 91V92H71ZM79 91V92H78ZM105 91V94L103 95H101L100 96V94L102 93V92H104ZM95 92V93H94ZM149 92H150V95H149ZM17 93V94H16ZM45 93V94H44ZM61 93V94H60ZM69 93V94H68ZM86 93L88 94V96L86 95ZM90 93H92V95L90 94ZM110 93V94H109ZM151 93H152V95H151ZM154 93H156L155 95H154ZM4 94V96L2 97V95ZM44 94V95H43ZM46 94V95H47ZM75 96H73V95ZM77 94V95H76ZM17 95V96H16ZM45 95V96H46ZM81 97H80V96ZM85 97H84V96ZM108 95H109V97H108ZM154 95V96H153ZM75 98H73V97ZM77 96L79 97V98H77ZM91 98H90V97ZM102 96H105V97H102ZM12 97V98H11ZM14 97H16V98H14ZM15 99V100H14ZM88 99V100H87ZM90 99V100H89ZM4 100V101H3ZM174 100V101H173ZM17 101H21V100H17ZM16 101V102H17ZM66 101H67V103H66ZM74 101V102H73ZM76 101V102H75ZM80 101H81V104H80ZM94 101V102H93ZM157 101H158V103H157ZM63 102V103H62ZM71 102V103H70ZM90 102V103H89ZM101 102V103H100ZM162 102V103H161ZM174 102V103H173ZM78 103V104H77ZM100 105H99V104ZM156 103V104H155ZM16 104V105H15ZM61 106H60V105ZM72 104V105H71ZM85 106H84V105ZM98 104V105H97ZM163 104V105H162ZM167 104V105H166ZM19 105V106H18ZM25 105V106H24ZM64 107H63V106ZM68 107H67V106ZM75 105H77V106H75ZM80 105V106H79ZM91 105V106H90ZM133 106H134V104H132ZM131 105V106H132ZM16 107V108H13V107ZM27 106V107H26ZM60 108H59V107ZM82 106V107H81ZM97 106V107H96ZM164 106V107H163ZM11 107V108H10ZM22 109H21V108ZM77 107H79L80 109L79 110H77ZM87 107V108H86ZM136 107H139V105L138 106H136ZM136 107H133V108H136ZM18 108V109H17ZM20 108V109H19ZM29 108V109H28ZM76 108V109H75ZM83 108V109H82ZM85 108V109H84ZM99 108V109H100ZM139 108H141V111H143V112H140V110H139V112L140 113H138V112H135V114H136V116L137 117H139L138 119L140 120V116H141V119H143L142 117H144L145 115H148L147 117L150 119V114H147V113H150V111H145V108L143 107L142 108V106L141 107H139ZM138 108V109H139ZM74 109V110H73ZM95 109H96V111H95ZM98 109V110H99ZM18 110H20V111H18ZM69 110V111H68ZM11 111V112H10ZM17 111V112H16ZM22 111V112H21ZM78 112V114H77V112ZM136 111H138L137 110V108H136ZM31 112V113H30ZM65 112H66V114H65ZM71 112V113H70ZM94 112H96V114L94 113ZM144 112H147V113H145V115H144ZM168 112V111H167ZM14 113V114H13ZM30 113V114H29ZM68 113H69V115H68ZM75 113V114H74ZM81 113V114H80ZM83 113V114H82ZM93 113V114H92ZM137 113H138V115H137ZM143 113V115L144 116H142V115H140V114H142ZM169 113V112H168ZM12 116H11V115ZM15 114H16V116H15ZM38 114V115H37ZM63 114H65V115H63ZM73 114V115H72ZM14 115V116H13ZM68 115V116H67ZM96 115V116H95ZM99 115H102V114H99ZM18 116V117H17ZM21 116L23 117V118H21ZM25 116V117H24ZM66 116V117H65ZM70 116V117H69ZM82 116V117H81ZM95 116V117H94ZM123 116H125V115H123ZM122 116V117H123ZM8 117H10V119L8 118ZM12 117V118H11ZM15 117H17V118H15ZM72 117H74V118H72ZM91 117V118H90ZM144 118V119H146V120H142V121H144V122H142L141 123V120H140V122L138 121V119H137V121L140 123H137L138 125H139V128L143 131L144 129L145 130H147V128H145L144 126H146V125H144L145 124V122H147V119L148 118ZM96 118V119H95ZM101 118H106L105 116H103L102 115V117ZM71 119V120H70ZM98 119H100L101 121H98ZM9 120V121H8ZM27 121H29L28 119H26ZM66 120V121H65ZM90 120H93V121H90ZM104 122H103V121ZM106 120V119H105ZM3 121V122H2ZM4 121H6V122H4ZM12 121H14V122H12V124H11V122ZM70 121V122H69ZM77 121V122H76ZM79 121V122H78ZM98 123H97V122ZM8 122H10V124L8 123ZM60 122H61V124H60ZM66 124H64V123ZM76 123V125H75V123ZM92 122V123H91ZM102 122V123H101ZM148 122H149V120H148ZM147 122V123H148ZM17 123H19V121H17ZM41 123V122H40ZM72 123H74L73 125H72ZM144 123V124H143ZM5 124V125H4ZM9 124V125H8ZM42 124V123H41ZM72 126H71V125ZM141 124H142V126H141ZM4 125V126H3ZM37 125V126H38ZM144 125V126H143ZM1 126L3 127L2 129H4L3 131H2V129H1ZM35 127V128H37L38 129V127ZM65 126V127H64ZM68 126V127H67ZM141 126V127H140ZM31 127H32V129H31ZM61 127H63V128H61ZM71 127H72V129H71ZM76 127V128H75ZM116 127V126H115ZM144 127V128H143ZM60 128H61V130L63 129V131H67L66 132V134H64V135H62V133H61V130H60ZM120 128V129H119ZM143 128V129H142ZM68 129L69 130H71V132L73 131V136H75V138L77 139L78 138V136H76V135H82L83 133H84V135L86 136L87 134V139L86 140H81V141H78V140H75V138L72 136V133L71 132H68ZM75 130V133L77 132V133H79V134H77L76 133V135H75V133H74V130ZM106 129V128H105ZM126 130H127V128H125ZM157 129V128H156ZM156 129H152L151 130V128H150V131H151V134H148L149 132H147V131H145L144 130V132H146L147 133V135L149 136H147L148 138H150V136L152 135V134H155V137H153V135L151 136V138H156V137H158V135H156L157 134V132L155 133H153V131L155 130L156 131ZM111 130H114L115 132H112ZM116 130H118V132H116ZM148 130H149V128H148ZM60 131V132H59ZM62 131V132H63ZM83 131V132H82ZM121 131H123V133L121 132ZM158 131V133H159V130H157ZM3 132L5 133V135L3 134ZM61 133V134H60ZM67 133H70V136H72V138L74 139V140H72L73 142H70L69 143V145L67 144V143H65V141H63L64 142V144H63V147L65 148V146L64 145H66L67 144V146H68V149L67 148H62V143L63 142H61V140H64V138H65V136L66 137H68L69 136V134L67 135ZM116 133V134H115ZM142 133V132H141ZM140 133V134H141ZM146 133H144V134H141V135H146ZM8 134V135H7ZM139 134V135H140ZM1 135H2V137H1ZM106 135L108 136V138L109 139H111L110 141L112 142V146H110V148H109V145H108V143L110 142L109 141V139L107 140L106 138ZM138 135V134H137ZM5 136H7L8 137V139H5L6 137ZM117 136V137H116ZM66 139V138H65ZM106 140L107 141H109V142H106ZM114 140V141H113ZM56 141V143H58V141L60 142V145L58 146L57 144H55L54 142ZM74 141H76L75 142V146H70V144L71 145H73L74 144ZM77 141L80 143V145L82 144V142H83V144H85V146L86 145H90L91 143H94L95 145H96V143L98 142L99 144H97V146H96V148L93 150V153H88V154H86V156L85 155H80V152H81V150H84L83 148L85 147L83 144H82V146H80V148L78 149V143H77ZM6 142V143H5ZM10 142V143H9ZM76 143H77V145H76ZM2 144V145H1ZM59 144V143H58ZM111 144V143H110ZM4 145V146H3ZM54 145L56 146L55 148H54ZM10 146V147H9ZM66 146V147H67ZM52 147H53V149H52ZM74 147H75V149H74ZM82 147V148H81ZM107 147V148H106ZM76 148L79 150H77L76 151ZM86 148V147H85ZM109 148V149H108ZM69 149V150H70ZM72 149H74V150H72ZM81 149V150H80ZM107 149V150H106ZM51 150H53L54 151V153H51L52 151ZM64 150V151H63ZM113 150V151H112ZM51 151V152H50ZM110 151V152H109ZM124 151H125V149H124ZM68 152V151H67ZM67 152L65 153V154H67ZM77 152H79V154L77 153ZM83 152V151H82ZM117 152H118V150H117ZM77 153V154H76ZM107 153H109L108 155L110 156H108L107 155ZM111 153V154H110ZM125 152H122V154H124ZM69 154V153H68ZM102 154V155H101ZM90 155V156H89ZM85 156V157H84ZM88 156V157H87ZM103 156L105 157V158H103ZM78 157H80V158H85L84 160H81V159H79ZM101 157V158H100ZM109 157V158H108ZM77 158V159H76ZM76 159V160H75ZM78 159H79V161L80 162H82L83 164L85 163V165L84 166H82V163H80L79 161H78ZM103 159V160H102ZM108 159V160H107ZM48 160V161H49ZM93 160H95V161H93ZM98 160H100V161H98ZM106 160H107V162H106ZM79 162L80 163V168H81V170H78L75 174H71V173H69L70 171L68 170L70 167H72L71 166V164L73 165V166H78L79 165V163H77V164H75V162ZM105 161V162H104ZM89 162V163H88ZM95 162H96V164H97V166H96V164H95ZM53 163V164H52ZM50 164V165H49ZM54 165V166H52V165ZM89 164V165H88ZM92 164V165H91ZM95 164V165H94ZM88 165V166H87ZM94 165V166H93ZM103 165V164H102ZM53 168V167H60V166H62L63 168H58L59 170L56 172V169H52L51 167ZM96 166V167H95ZM49 167L51 168V169H49ZM56 167V168H57ZM66 167V168H65ZM76 167L75 168H73V169H75V170H77L76 169ZM86 167V168H85ZM122 167V166H121ZM120 167V171H118L119 170V168L118 169H116L115 170V174L113 173L111 176H113V177H119L120 179L122 178V180H124V181H127L126 183H128V182H131L130 184H132L131 185V187H132V191H131V193L133 192V193H135V190H133L134 189V186H135V184H133V183H135L134 182V179L132 180V178H133V176H135V175H133L131 172H130V174H129V172H128V170L127 169H125L124 167L123 168H121ZM77 168H79V167H77ZM79 168V169H80ZM85 168V169H84ZM90 168V169H89ZM93 169V170H92ZM96 169V170H95ZM45 170V171H46ZM63 171V173H60V172H62ZM67 170H68V175H67ZM89 170V171H88ZM125 170V171H124ZM175 170V174H173V171ZM178 170V171H177ZM60 171V172H59ZM90 171H92L91 173H90ZM99 173H98V172ZM114 170H112V172H113ZM123 173H122V172ZM173 171L172 172H166V171H163L161 174H159V181H162L165 177H168V180L171 178V177H173L174 175L175 176H178V174H179V169H173ZM72 173H74L73 171H71ZM82 174H81V173ZM88 172V173H87ZM97 172V173H96ZM128 172V173H127ZM65 173V174H64ZM80 173V174H79ZM97 174L96 175V177H99V179H97V178H95V175L94 174ZM118 173V174H117ZM122 173V174H121ZM171 173V174H170ZM53 174H55L54 176H52ZM61 174H62V177H60L61 176ZM87 174V175H86ZM89 174H91V176L92 175H94V176H90ZM101 174V173H100ZM117 174V175H116ZM135 174V173H134ZM170 174V175H169ZM48 175H49V178H51V179H49L48 178ZM70 175H73V177H75V178H73L72 176H70ZM85 175H86V177H85ZM124 175H125V177H124ZM127 175V176H126ZM133 175V176H132ZM166 175V176H165ZM171 176V177H169V176ZM56 176V177H55ZM68 176V177H67ZM69 176H70V178H72V179H69ZM87 176H88V181L86 180V178H87ZM131 176V177H130ZM67 177V178H66ZM79 177H81V178H79ZM82 177H84L83 179H84V181L85 182H83V179H82ZM91 177V178H90ZM94 177V178H93ZM125 178H127V179H125ZM129 178H130V180H129ZM162 178V179H161ZM174 178H176V177H174ZM52 179V180H53ZM62 179V180H61ZM68 179H69V181H68ZM90 179H92V181L93 182H91V180ZM97 179V180H96ZM58 180V181H57ZM67 180V181H66ZM94 180H96V181H94ZM165 180H166V178H165ZM165 180H163L162 182L164 183V182H166L167 183V185L166 184H163V183H160L159 185L161 186H159V187H154V188H156L155 190H157L156 191V193L159 191L160 193H162L161 191H160V189L162 188V190L163 189H165L167 186L169 187H171L172 189H173V191H174V188L172 187V183H170V185L168 184V182H170V181H172L173 180V178H171L169 181H165ZM78 181V182H77ZM90 181V182H89ZM100 181V182H99ZM133 181V182H132ZM76 182V183H75ZM87 182H88V184H87ZM99 182L100 184H97V183ZM70 183H71V185H70ZM86 185H85V184ZM95 183H96V185H95ZM91 184V185H90ZM52 185H50V187L52 186ZM67 185H69V186H67ZM78 185V186H77ZM80 185V186H79ZM84 185V186H83ZM95 185V186H94ZM148 184L146 183V185H145V194L144 195H146V197L144 196V198H143V204H142V207H139V206H137L136 205V207L134 208V211H133V213L135 214V213H137L138 211V213H137V215H138V217L141 219V220H139L138 219V224H136L135 222H134V224H132L133 223V217H131V218H129L128 220H126L127 222H125L126 224V227H124V222H122V219H120V222L121 223H123V226L121 227V229H122V231L124 232V233H126V231H127V235L126 234H124V233H122V235H124L125 237H127V236H129V234H130V237H128V238H130V239H132L131 241H130V239H128V238H125L124 236V238L123 237H120V239H122V240H120L119 241V243L117 242H115L116 244H118V246L116 245V246H114L113 245V243H111L112 245H113V248H112V245L111 244H108L107 242H109L110 243V241L111 240H109L108 238L109 237H113L114 235L113 234H115V232H112V230L111 229H108L107 228V230L104 232L105 234H103V236L102 237H104V238H107L106 240H107V242L105 241V239L104 238H102V239H104V243H106L105 245L107 246V247H109L110 248V246H111V251H110V249L109 248H107V251L110 253L111 252V254H113V251L114 252H116L117 250L116 249H118V252L116 253V254H120V256H122V259H124L123 261H120V260H122V259H120V258H118L119 257V255H116V256H114L113 257V255H112V257L110 256V258L112 259V258H114V259H112V261H111V259L109 258V262L111 263H113V264H115L116 263V258H117V264H136V263H134V261L135 262H137L138 260H134L135 258V256H136V254L134 255V253L135 252H137L135 249H137V248H134L135 246H137V247H140V248H142V247H144L145 249H143V251L144 250H146V252H149L151 249H153V250H151V253L150 254H152V253H154V252H156V250L157 249H155V248H158V250L157 251H160V250H163V248H160V246L159 245H157L156 246V244L154 245V246H156V247H154L152 244H154V243H152V242H155L154 240H158L157 242H155V243H159V238H161V240L160 241H163L164 239L162 238V237H160L159 236V234L157 233V232H155L154 230H152V232L150 233V229H149V226H147V224H149L150 222H148V220L150 219V217H149V214L151 213H153L152 211H156V213L155 214H157V211H160V212H162V213H160V212H158V213H160L161 215H163V219H164V222H161V223H165L166 221V219H167V221H168V224H170L169 222H171V220L172 221H174V222H176L177 221V219L178 218H180V217H182L181 215V213H186L187 211L186 210H188V209H186V210H184L183 211V209H184V207H186V208H188L189 206L187 205V206H184V205H186L185 204V202H186V197L185 196H183V194H181L182 195V197H181V195L180 194H177L176 196H175V194H173V196H174V198L175 199H173V198H171V196H172V194L171 193H162V195L160 194V195H158L159 194V192H158V194H156L157 196H155V194L153 193V187H151L150 188V185H148ZM70 186H71V188H70ZM75 186H77V187H75ZM86 186H89V187H87V188H85ZM68 187V188H67ZM72 187H73V190H74V188H75V190L73 191L72 190ZM79 187V188H78ZM84 187V188H83ZM169 187V191H168V189H167V191L168 192H170L172 189ZM159 190H158V189ZM51 189V190H52ZM78 189V190H77ZM148 189V190H147ZM52 190V191H53ZM53 191V193L54 192H56V191ZM72 190V191H71ZM82 192V194H81V192ZM84 190V191H85ZM68 191H70L69 193H74L75 191H76V193H74V195L76 196V197H79L78 198V200H77V198H73V199H75V201H73V203H72V201L70 200L72 197V195H73V193H72V195L70 194V199L66 196V195H69V193L67 194L66 192H68ZM77 191H79L80 193H78ZM150 191H152V192H150ZM176 191V190H175ZM80 194V195H82V196H78V194ZM130 193V194H131ZM133 193H132V197L133 196H135V194L133 195ZM175 193V192H174ZM89 194V195H88ZM152 194H154V195H152ZM164 194V195H163ZM171 194V195H170ZM73 195V196H74ZM166 195H168V196H166ZM179 195V196H178ZM152 196H154V198L156 197V199H154ZM163 196V197H162ZM172 196V197H173ZM53 197V198H54ZM67 197V198H66ZM129 197H131V195L129 196ZM128 197V200L130 199L131 200V198H129ZM166 197V198H165ZM167 197H169V198H167ZM179 197V198H178ZM64 198V199H63ZM90 198V197H89ZM134 198H136V196L135 197H133V199L131 200V201H133V200H135ZM153 198V199H152ZM158 198H160V199H158ZM162 198V199H161ZM61 199V200H60ZM71 201H69V200ZM59 200H60V205H58L59 207H60V209H59V207H55V205L56 204H59ZM129 200V202L128 203H133V202H131ZM57 201V202H56ZM66 201V202H65ZM148 201V202H147ZM188 201V200H187ZM68 202V205H66V203ZM78 204H77V203ZM65 203V204H64ZM146 203V204H145ZM152 203V204H151ZM69 206L68 208H69V210H68V208L67 207H63L62 208V206ZM72 205H74L73 207H72ZM77 205H80L79 207L77 206ZM144 205H146V206H149V208L150 209H152V211L151 210H149V214L147 215V213H148V209L146 210L147 212H146V214H144V211H145V209L146 208H148V207H143ZM55 207V208H54ZM77 207V211H76V209H73V208H76ZM62 208V209H61ZM68 210H66V209ZM64 209V210H63ZM154 209H156V210H154ZM53 210H55V211H53ZM57 210V211H56ZM59 210V211H58ZM73 210H75V212H76V214H75V216H72L73 214H74V212H73ZM81 210V211H80ZM69 211H70V213H71V217H70V213H69ZM143 213H142V212ZM171 211V212H170ZM183 211V212H182ZM57 212V213H56ZM61 212V213H60ZM73 212V213H72ZM79 212H81V213H83L84 214V217H83V214H79ZM165 212V213H164ZM168 212H169V215H168ZM181 214H179V213ZM142 213V214H141ZM58 215V217H57V215ZM78 214V215H77ZM144 214V215H143ZM150 214V215H151ZM166 216H165V215ZM177 214H179L180 215V217H179V215H177ZM60 215V216H59ZM86 215V216H85ZM148 216L147 218L148 219H145L146 217H144V216ZM153 215V214H152ZM151 215V216H152ZM174 215L175 216H178L177 217V219L175 220L174 219ZM141 216L142 217H144V218H141ZM160 216H156V215H153L152 217H151V219L149 220V221H153L152 219L153 218H157V220H155L154 219V223H158L159 221H158V219L160 220V221H163L162 220V218L160 217ZM173 216V217H172ZM62 217V218H61ZM67 217H69V219L67 218ZM75 217V218H74ZM87 217V218H86ZM168 217V218H167ZM170 217H171V220H170ZM61 218V219H60ZM94 218L96 219V220H94ZM56 219H58V220H56ZM60 219V220H59ZM73 219V220H72ZM81 219V220H80ZM84 219H88L89 221H92V222H94L93 224H96V225H98L97 227H98V229H99V231H97L98 229L96 228V226L95 225H93L92 223L90 224V222L89 221H86V220H84ZM170 221H169V220ZM62 220V221H61ZM68 220V221H67ZM70 220V221H69ZM84 220V221H83ZM85 222V225H89L88 227H86L85 225H83V227H82V223L83 222ZM96 221V222H95ZM139 221H142L141 223L139 222ZM145 221H146V223H145ZM50 222V221H49ZM73 222V223H72ZM87 222H89V223H87ZM132 222V223H131ZM173 222V223H174ZM60 223V224H59ZM87 223V224H86ZM144 223V224H143ZM160 223V222H159ZM167 223V222H166ZM165 223V224H166ZM54 224V225H53ZM57 224L59 225V227H57ZM80 224V225H79ZM84 224V223H83ZM136 224V225H135ZM139 224H143V226H146L147 228H141V227H143V226H138ZM146 224V225H145ZM66 225V226H65ZM72 225H74V226H72ZM93 225L94 227H95V229H96V231H97V235L96 236H94L95 235V230L93 229V228H91L92 229V231L90 232V228L89 227H91V226ZM128 225V226H127ZM132 225H134V226H132ZM77 226H79V227H77ZM92 226V227H93ZM99 226H100V228H99ZM55 227V228H54ZM61 227H62V229H61ZM75 227H77V228H75ZM56 228H58V229H56ZM87 228V229H86ZM125 228H126V230H125ZM133 228V229H132ZM182 228H184V227H182ZM181 228V230H182V232L180 233V228H177L178 229V231H179V233L180 234H182L183 232L185 233H183L182 234V236L179 234H177L178 236H180V240L183 242V241H186V243L185 242H183V243H185L184 245L186 246L185 247V250L187 249V251L189 250V248H190V246H193L194 244H195V247H193V248H190V249H194L193 251H192V254H193V252L194 253H196L197 254V251H198V249L196 248L197 247V245H198V248L199 249H201L204 245H201V244H203V242H201L200 241V239H196L197 237L194 235L195 233V231H193L192 229L191 230H189L188 231V229H187V227L185 228V230L183 231V229ZM85 229V230H84ZM137 229V230H136ZM177 229H175V230H177ZM72 230V231H71ZM77 230V231H76ZM82 230V231H81ZM87 230H88V232H87ZM93 230H94V232H93ZM101 230V231H100ZM198 230V229H197ZM108 231V232H107ZM139 231V232H138ZM140 231H142V233L140 232ZM153 231H154V233H155V235L156 234H158V236L156 235V237H159L158 239L157 238H155V235H154V233H153ZM186 231V232H185ZM187 231L189 232L188 234H187ZM191 231H193V233L191 232ZM66 232V233H65ZM82 232H83V234H82ZM84 232H85V234H84ZM92 234L91 236L92 237H94L93 239H92V237L91 236H89L90 235V233ZM93 232V233H92ZM106 232H107V235H106ZM134 232V233H133ZM190 232H191V234H190ZM198 232H199V230H198ZM76 233H78V234H76ZM88 233V234H87ZM129 233V234H128ZM142 234V236H141V234ZM56 234V235H55ZM100 234V235H99ZM110 234H112L111 236H110ZM150 234L151 235H153L154 237V239L150 236ZM193 234V235H192ZM139 235L141 236V237H139ZM57 236H59V238L57 237ZM88 236V237H87ZM109 236V237H108ZM135 236H136V239H135ZM193 236V237H192ZM245 236V235H244ZM69 237H71V238H69ZM194 237H196V238H194ZM69 238V239H68ZM85 238H87V239H85ZM92 240H90V239ZM110 238V239H111ZM135 240H134V239ZM53 239H54V237H53ZM57 239H58V243H57ZM86 241H85V240ZM140 239V240H139ZM163 239V240H162ZM60 240V241H59ZM72 240V241H71ZM78 240V241H77ZM96 240V239H95ZM109 240V241H108ZM118 240V239H117ZM116 240V241H117ZM197 240H199L200 242H201V244H200V242L199 241H197ZM258 240V239H257ZM256 240V238H253L249 243L252 245V247L254 246V244L256 243L255 241H257ZM77 243V245H80L81 244V246H82V244H84L82 247L83 248H85V249H83L82 247V251L83 252H85V255H84V253L80 250V249H78V247H80V246H76V243ZM81 241V242H80ZM84 241V242H83ZM87 241H89V243L91 244L89 247L86 245V243H87ZM91 241V242H90ZM124 241V242H123ZM125 241L128 243H125ZM152 241V242H151ZM195 241H197V242H199L197 245H196V242ZM261 241V239L260 240H258V242L256 243V244H261L260 245V247L261 246H263L264 245V242L262 243V241H264L263 239H262V241ZM83 242V243H82ZM124 243V244H120V243ZM133 242V244H131ZM134 242H136V243H134ZM163 242H165V241H163ZM255 242V243H254ZM51 243V242H50ZM50 243H47V247H49V246H51L50 245ZM63 243V244H62ZM74 243V244H73ZM89 243H87V244H89ZM94 243H95V241H94ZM151 243V244H150ZM48 244H49V246H48ZM55 244V245H56ZM62 244V245H61ZM65 244H67L66 246H65ZM127 244V245H126ZM136 244V245H135ZM161 244H163V245H161ZM164 244L165 243H162V242H160V245L161 246H164ZM193 244V245H192ZM200 244V245H199ZM205 244V243H204ZM249 244V245H250ZM58 245H60V248H58L59 246ZM75 245V246H74ZM109 245V246H108ZM129 245H132V246H134V247H132V246H129ZM140 245V246H139ZM189 246V248H188V246ZM89 248V249H91L92 251H93V253H91V250H87V248ZM123 246H128V247H132V251H131V248H129V250L130 251H128V250H126V248L125 247H123ZM202 246V247H201ZM63 247V248H62ZM92 247V248H91ZM115 247V248H114ZM116 247H118V248H116ZM119 247H120V249H119ZM122 247V248H121ZM152 247V248H151ZM255 247H258V248H260L258 245L257 246H254V248ZM264 247V246H263ZM263 247H261V248H263ZM64 248H65V250L66 251H64ZM68 248H70V249H68ZM125 250H124V249ZM133 248H134V251H133ZM196 248V249H195ZM114 249V250H113ZM123 251H122V250ZM128 249V248H127ZM147 249L149 250V251H147ZM257 249V248H256ZM72 250V251H71ZM78 252H77V251ZM116 250V251H115ZM138 250V253H141V252H139V249H137ZM197 250V251H196ZM74 251V252H73ZM81 251V252H80ZM125 251H126V253H128L127 255H126V253H125ZM59 253H60V251H58ZM94 252H95V254H94ZM121 252H122V254H121ZM124 252V253H123ZM133 252V254H131ZM65 253V254H64ZM77 253V254H76ZM79 253V254H78ZM80 253H82V254H80ZM91 255H90V254ZM98 253V252H97ZM137 253V254H138ZM143 253V255H141V257H145L144 256V253H145V251L144 252H142ZM141 253V254H142ZM242 253H244V251L243 252H241V261H239L238 262V264H250L251 263V261H252V259L254 258V260L256 261V263H254L255 261L253 260L252 262H253V264H259V260H260V263L261 264H264L263 262H264V258H263V260L262 259H260V258H262L261 256L262 255H264V253L263 254H261V252H259V254H255V255H253L254 257L252 258L251 256H252V254H254L255 253V251H254V253H251V252H249L251 255H247V256H245V254H244V256H243V254ZM258 253V252H257ZM63 254V255H62ZM93 254V255H92ZM146 254V253H145ZM149 253L147 254V255H150ZM190 254V255H189ZM191 254V252L190 253H188V256H186V262L188 261H190V262H192L191 264H202V262H204L203 264H209L208 262L206 263V261H204V260H202L203 258L205 259V257L206 256H204V257H201V259H199V257H200V255L198 256V254H197V256L195 255V257L197 258V259H199V260H197V259H195V258H190V257H194V255H192ZM246 254H247V252H246ZM66 255V256H65ZM93 256V258L91 257V259L89 260V256ZM98 255H96V257L98 256ZM114 255H115V253H114ZM124 255H126V256H129V255H134L133 256V258H130V256L129 257H126V256H124ZM192 255V256H191ZM260 255V256H259ZM84 256H86V257H84ZM138 256V258H140L139 256H140V254H138L137 255ZM190 256V257H189ZM201 256H203V254L201 255ZM240 256V255H239ZM250 256V257H249ZM259 258H258V257ZM65 257H69V258H65ZM124 257H126V258H124ZM132 257V256H131ZM188 257H189V259H188ZM243 257H244V260H245V263L243 262L244 260H243ZM246 257V258H245ZM249 257V258H248ZM257 257V258H256ZM94 258H95V260H94ZM104 258V259H103ZM127 258H129V259H127ZM137 258V257H136ZM137 258V259H138ZM256 258V259H255ZM96 259H99V260H103L102 262H100L99 263V260H96ZM128 261H127V260ZM133 260V262H132V260ZM208 258H206V260H207ZM239 259H240V257H239ZM251 259V260H250ZM259 259V260H258ZM76 260H78L77 262H76ZM84 260V261H83ZM114 260V261H113ZM193 260H194V263H193ZM196 260V261H195ZM211 262H210V261ZM208 261L212 264L213 262V260L212 259H209ZM247 260V261H246ZM249 260V261H248ZM82 261V262H81ZM94 261V262H93ZM119 261L121 262V263H119ZM199 261V262H198ZM224 261V260H223ZM223 261H217L219 264L221 263L222 264V262ZM263 261V262H262ZM72 262V263H71ZM106 262H108V260L106 261ZM106 262H104L103 264H105ZM109 262L108 263H106V264H109ZM124 262V263H123ZM129 262V263H128ZM187 262V264H189ZM196 262V263H195ZM216 262V261H215ZM213 263V264H218V263ZM247 262H249V263H247ZM78 263V264H79ZM225 263H227V264H229L227 261H225ZM225 263H223V264H225Z\"/></svg>","mask_w":264,"mask_h":264}]
</instances>
